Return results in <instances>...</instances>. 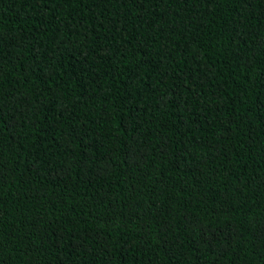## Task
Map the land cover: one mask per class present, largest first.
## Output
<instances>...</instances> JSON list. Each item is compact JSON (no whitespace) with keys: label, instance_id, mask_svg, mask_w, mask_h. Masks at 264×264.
<instances>
[{"label":"trees","instance_id":"obj_1","mask_svg":"<svg viewBox=\"0 0 264 264\" xmlns=\"http://www.w3.org/2000/svg\"><path fill=\"white\" fill-rule=\"evenodd\" d=\"M0 264H264V0H0Z\"/></svg>","mask_w":264,"mask_h":264}]
</instances>
